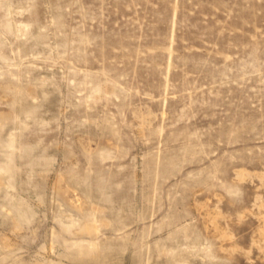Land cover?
<instances>
[{
    "label": "rangeland",
    "instance_id": "374dc122",
    "mask_svg": "<svg viewBox=\"0 0 264 264\" xmlns=\"http://www.w3.org/2000/svg\"><path fill=\"white\" fill-rule=\"evenodd\" d=\"M0 264H264V0H0Z\"/></svg>",
    "mask_w": 264,
    "mask_h": 264
}]
</instances>
